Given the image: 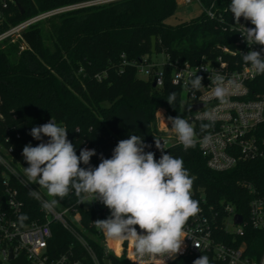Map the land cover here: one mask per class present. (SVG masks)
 Wrapping results in <instances>:
<instances>
[{
  "label": "trees",
  "instance_id": "obj_1",
  "mask_svg": "<svg viewBox=\"0 0 264 264\" xmlns=\"http://www.w3.org/2000/svg\"><path fill=\"white\" fill-rule=\"evenodd\" d=\"M77 1L80 0H15L23 12L12 5L8 21L15 23L39 11ZM201 2L227 16L224 8L227 10L231 0ZM176 8V0H118L78 8L28 28L23 33V47L20 41L0 46V145L12 147L19 170L29 166L22 156L24 146L40 143L29 134L31 129L50 118L68 130L67 138L77 155L83 145L96 150L97 155L90 161L96 167L101 162L100 154L111 158L117 143L130 135L141 136L151 145L145 151H152L158 107L172 117L184 118L190 112L182 106L178 86L168 79L160 87L152 86L150 80L138 76L135 63L152 54L194 61L202 54L217 53L216 44L230 45L231 34L203 11L195 18L170 25L166 19ZM152 37L154 53H151ZM171 92L177 94L173 106L166 100ZM201 124L194 125L196 135L203 132ZM164 152L183 158L184 167L193 178L192 188L203 192L214 205L224 200L245 216L250 196L243 184H251L264 194V158L239 162L226 171H214L207 167L197 144L188 151L179 144ZM14 185L18 195H23L24 219L40 217L37 204L27 196L30 194L19 184ZM1 188L0 182V193ZM41 189L48 196L47 190ZM48 197L67 205L76 203L80 196L70 189L63 198ZM78 207L86 225L87 215L91 214L79 203ZM94 247L101 249L96 242ZM194 260L178 257L169 264H193ZM111 263L131 264L113 255Z\"/></svg>",
  "mask_w": 264,
  "mask_h": 264
},
{
  "label": "built area",
  "instance_id": "obj_2",
  "mask_svg": "<svg viewBox=\"0 0 264 264\" xmlns=\"http://www.w3.org/2000/svg\"><path fill=\"white\" fill-rule=\"evenodd\" d=\"M115 1L118 0H80L10 23L11 7L16 2L0 0V46L20 41L23 47V33L31 26L74 9ZM192 1L201 6V11L208 18L217 19L224 31L231 34L230 45L216 44L217 53L202 54L194 61L171 59L161 54L163 60L159 62L145 56L135 63V67L139 77L150 80L156 87L162 86L168 79L180 88L182 106H191L184 119L193 126L196 122L211 125L196 135L197 147L206 159L207 167L214 171H226L239 162L264 158V74H255L241 56L250 50L260 51L264 46L256 44L250 48L240 32L243 31L242 25L248 28L254 25L243 17L240 20L242 25L235 24L233 14L226 8L224 12L227 16L213 9L212 5L204 6L201 0H176L185 4ZM4 23H7L5 27ZM193 73L203 77V87L195 92V98L189 85ZM217 74L224 76L225 80L234 79L239 84L231 91L227 104H220L212 97L210 78ZM1 104L0 99V107ZM205 111L214 113L212 121L197 119ZM167 117L165 110L158 107L155 112L156 139L161 140L164 151L180 144ZM82 148L87 147L83 145ZM12 152L11 146L0 145V264H112L111 255L123 257L131 264H169L178 257L197 259L201 255L207 256L212 264H264V194L251 184H243L250 196L245 216L224 200L218 205L208 202L203 192L192 188V198L198 201L200 211L190 217L184 226L185 239L180 252L171 257H138L131 242L109 240L94 226L96 220L107 219L110 210L99 200H93L92 194L84 193L76 203H57L51 209H45L43 203L53 198L45 195L38 184L30 182L24 171L17 168ZM151 152L159 160L161 151L155 145ZM14 183L30 194L27 196L37 204L40 217L24 219L25 202L23 195H18ZM33 191L38 193L39 198L31 194ZM82 199L84 203H81ZM78 203L83 210L89 211L87 214H91L87 215L86 225L82 223ZM237 213L241 215L239 222L235 221ZM136 228L138 232L142 231L139 226ZM94 242L101 248L100 251L94 247Z\"/></svg>",
  "mask_w": 264,
  "mask_h": 264
},
{
  "label": "clouds",
  "instance_id": "obj_3",
  "mask_svg": "<svg viewBox=\"0 0 264 264\" xmlns=\"http://www.w3.org/2000/svg\"><path fill=\"white\" fill-rule=\"evenodd\" d=\"M227 11L233 14L235 24L242 25L243 17L254 25L252 28L242 25L240 32L250 48L256 44L264 46V0H231ZM262 53L264 47L241 54L243 62L255 74H264ZM202 80L197 73L191 75L189 85L194 98L195 92L203 87ZM210 80L212 97L220 104L229 103L228 97L239 87L238 82L225 80L219 74ZM176 97V92L169 93L166 99L169 105L175 104ZM197 119L212 121L214 113L205 111ZM167 120L184 151L196 146V132L189 120L180 115L169 116ZM208 127V124L200 125L201 131ZM67 132L53 118L31 129L29 134L40 143L36 146L29 143L22 151L29 165L24 168L28 180L46 189L51 197L63 198L70 189L78 197L82 193L92 194L93 200H99L110 210L109 217L96 220L94 226L109 240L131 242L138 257H171L180 252L185 239L184 226L200 211L198 201L192 198L193 178L184 167L183 158L165 153L161 140L155 139V146L161 151L157 160L153 152L145 151L151 145L139 135H130L117 143L111 158L100 154L101 162L93 167L90 161L97 155L96 150L82 148L77 155ZM31 194L39 198L35 191ZM57 203L52 199L42 206L51 209ZM136 226L142 231L138 232ZM193 264H209V258L201 255Z\"/></svg>",
  "mask_w": 264,
  "mask_h": 264
},
{
  "label": "rangeland",
  "instance_id": "obj_4",
  "mask_svg": "<svg viewBox=\"0 0 264 264\" xmlns=\"http://www.w3.org/2000/svg\"><path fill=\"white\" fill-rule=\"evenodd\" d=\"M201 10V6L196 1H192L189 4L177 2V8L174 14L168 17L166 22L170 25H175L181 21L190 20L197 17L201 13ZM152 59L161 62L163 56L161 54H152Z\"/></svg>",
  "mask_w": 264,
  "mask_h": 264
},
{
  "label": "water",
  "instance_id": "obj_5",
  "mask_svg": "<svg viewBox=\"0 0 264 264\" xmlns=\"http://www.w3.org/2000/svg\"><path fill=\"white\" fill-rule=\"evenodd\" d=\"M16 5L19 7L20 13H22L23 11L20 8V6L18 4H16ZM151 53H154V38L153 37H152ZM152 86H155L154 83H152ZM197 106H194V108H196ZM240 220H241V215L237 213L235 215V221L239 222Z\"/></svg>",
  "mask_w": 264,
  "mask_h": 264
}]
</instances>
